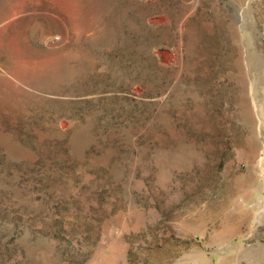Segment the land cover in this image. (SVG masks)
<instances>
[{"label": "rangeland", "instance_id": "rangeland-1", "mask_svg": "<svg viewBox=\"0 0 264 264\" xmlns=\"http://www.w3.org/2000/svg\"><path fill=\"white\" fill-rule=\"evenodd\" d=\"M196 254L264 264V0H0V264Z\"/></svg>", "mask_w": 264, "mask_h": 264}, {"label": "bare ground", "instance_id": "bare-ground-1", "mask_svg": "<svg viewBox=\"0 0 264 264\" xmlns=\"http://www.w3.org/2000/svg\"><path fill=\"white\" fill-rule=\"evenodd\" d=\"M188 261L195 263V264H200V263L201 264H213L212 258L211 259L205 258V256L202 254H196L193 257L189 258ZM219 264H230V263L227 260H221Z\"/></svg>", "mask_w": 264, "mask_h": 264}]
</instances>
